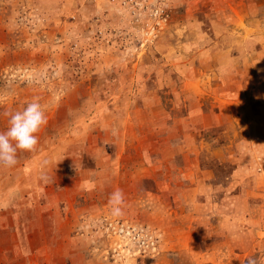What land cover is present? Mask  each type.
Wrapping results in <instances>:
<instances>
[{"label": "rangeland", "instance_id": "rangeland-1", "mask_svg": "<svg viewBox=\"0 0 264 264\" xmlns=\"http://www.w3.org/2000/svg\"><path fill=\"white\" fill-rule=\"evenodd\" d=\"M0 264H264V0H0Z\"/></svg>", "mask_w": 264, "mask_h": 264}]
</instances>
